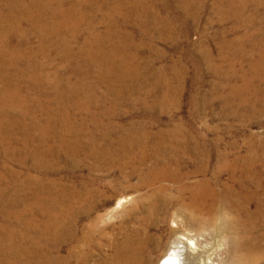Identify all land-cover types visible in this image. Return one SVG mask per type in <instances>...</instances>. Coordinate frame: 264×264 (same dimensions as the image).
<instances>
[{
	"label": "rangeland",
	"instance_id": "obj_1",
	"mask_svg": "<svg viewBox=\"0 0 264 264\" xmlns=\"http://www.w3.org/2000/svg\"><path fill=\"white\" fill-rule=\"evenodd\" d=\"M79 1L67 0L62 9L67 10ZM93 3L96 8L83 5L78 12L85 14L87 21L92 20L89 21L92 27L87 24L81 27L77 43L64 33L57 41L49 37L41 49L38 36L23 38V33L32 29L29 20L19 29L13 21L23 13L22 4L0 0L4 17L0 26V56L7 57L0 59V193L3 187H10L4 196L0 194V227L9 213L3 206L7 197L11 194L31 197L30 189L24 186L28 174L53 181L55 190L64 189L69 194L90 191L92 180L101 194L106 190V182L123 181L119 161L113 164L117 168L113 171L107 169L106 163L96 164L100 161L94 162L85 155L66 161L56 148V140L67 131L90 134L110 130L152 135L178 132L177 141L190 144L175 158L182 161L181 174L202 169L205 157L215 149L217 155L210 151L213 158L206 175L184 177L186 186L203 179L212 184L218 180L229 183V170L216 174L225 152L233 148L231 154L237 157L251 154L254 148L256 152L251 157L257 160L251 186L258 189L264 183V0H93ZM12 4L15 15L9 18ZM55 22L51 19L47 25L54 26ZM105 32L106 42L102 43L109 52L107 57L112 60L113 48L120 47L115 54L120 66L138 76V82L130 79L122 84L136 92L124 94L116 116L108 118L103 114L111 111L115 100L106 98V79L97 77L101 71L96 65L97 57L103 59L106 55L98 53L96 57L85 52L93 34L103 36ZM254 66L260 72L254 71ZM113 81L111 76L110 82ZM58 89L66 105L55 102ZM69 90L76 91L72 98L68 96ZM88 93L95 99L91 100L89 113H84L76 105L83 104ZM64 108L69 110L68 117L65 111L61 113ZM43 131L48 133L45 148L52 155L46 171L35 173L30 170L31 141L46 153L39 146ZM195 144L199 145L198 150L194 149ZM132 182L137 183L138 179ZM171 191L172 195L177 194L176 187ZM140 192L126 196L148 197L152 189ZM115 201L106 202L105 198L91 216L81 218L73 236L67 237L65 234L69 233L62 232L65 241L58 250L51 237L46 238V248L0 242V262L30 264L27 253L32 251L37 252L36 259L41 264H106V255L113 254L108 240L119 238L122 213L131 208L128 204L124 210L115 211ZM255 206L256 200L251 209ZM7 224L13 225L14 221L8 220ZM170 228V223L159 226L154 222L149 226V249L153 248L150 244L154 237L160 236L162 241L155 264L171 237ZM226 230L224 223H220L215 229L208 228L205 238H200L213 264L230 262ZM85 234L93 236V240L78 251L76 247L83 245L79 240ZM263 234L264 226L258 222L253 239L260 243ZM254 252L264 256V243ZM79 253L86 260L76 259Z\"/></svg>",
	"mask_w": 264,
	"mask_h": 264
},
{
	"label": "bare ground",
	"instance_id": "obj_2",
	"mask_svg": "<svg viewBox=\"0 0 264 264\" xmlns=\"http://www.w3.org/2000/svg\"><path fill=\"white\" fill-rule=\"evenodd\" d=\"M9 1L19 6L22 4L23 13L14 17L13 21L19 29L28 19L32 29L28 33H23V38L27 39L31 35L38 36L41 49L47 44L45 40L49 37L57 41L64 33L77 43L82 33L81 27L84 24L92 27V23L89 22L92 20L87 21L85 14L78 15L79 10L83 5L96 8L93 0H80L67 10L62 9L67 0ZM15 9L13 4L9 7V18L15 15ZM2 11L3 9L0 8V26L4 19L1 16ZM29 14H33L32 17H29ZM51 19L56 22L50 27L47 24ZM104 19L106 20V17ZM103 41L106 42V32L103 36L94 33L87 43L88 49L85 52L92 53L90 55H98V53L106 55L103 59L95 56L97 57L96 65L101 71L97 77L106 79V98L115 100L111 103V111L103 114L108 118L111 115V117L116 116L124 94L132 95L136 92L130 86L122 87V84L130 79L138 82L136 78L138 76L123 70L120 66V62L115 57V54L120 52V47L113 48L114 53L111 54L113 59H109L107 57L109 52L105 50ZM54 44L53 40L52 45ZM63 45L64 42H62ZM6 58V56H0L1 60ZM253 69L260 72L257 66ZM131 75L134 76L131 77ZM111 76L114 78L113 82H110ZM68 92H71L68 95L70 98L76 93L73 90ZM61 95L58 89L55 102L59 105H66V102L61 101ZM86 97V101L83 104L79 103L80 106L76 105V108L89 113L92 106L91 100L95 97H91L89 93ZM142 103L147 106L145 102ZM64 111L68 117L69 110L64 108L61 113ZM23 112L27 114L25 110ZM109 131L102 130L90 134L67 131L58 136L56 148L63 153V157L68 162L85 155L94 162L100 161L96 164L106 163L109 166L107 169L111 171L117 169L113 164L119 161L123 181L120 183L106 182V190L101 194L94 188L95 182L92 180L88 186L90 191L69 194L64 189L55 190L53 181L46 182L28 174L24 186L30 189L31 197L26 199L25 195L11 194L6 200L3 199L5 202L3 206L6 207L4 209L9 213L3 218L5 224L0 227V242L30 243L33 246L46 248L48 244L46 238L51 237L50 241L58 250L60 244L65 241L62 232L69 233L65 234L67 237L73 236L79 220L85 216H91L106 198V202L110 203L116 200L115 211L124 210L128 204L131 205L130 209L122 213L123 220L120 224L122 226L119 238L115 236L112 241L110 240L111 243L107 239L110 246L108 247L113 249V254L106 255V264H155L157 261L155 254L161 249L160 236L153 238L150 244L153 245L152 250L147 246L151 239L149 226L154 222H158L159 226L169 223L171 226L169 230L171 237L167 245L162 247V256L158 264H213L200 238L204 237L208 228L215 229L220 223H224L227 228L225 238L230 248L228 250L229 264H261L264 261V256L256 255L254 252L260 243H264V234L261 236L260 243L253 239L258 222L264 226V183H260L258 189L251 186V179L254 177L253 167L257 160L251 157L256 152L254 148L251 149V154L237 157L231 154L233 148L225 152L226 157H223L222 162L219 163L221 165L216 174L221 175L224 170H229V183H222L218 180L212 184L210 180L203 179L195 181V185L186 186L183 183L184 177L206 175L205 172L209 168L208 163L217 152L215 149L210 150L213 156L209 151L205 157L206 163L202 169L198 168L199 170L181 174L182 161L175 158L177 154L184 151L183 147H188L190 144H181L177 141L180 133L163 131L158 135H152ZM47 136L48 133L43 131L39 142V146L43 147L46 153L35 147L34 140L31 141L32 166L30 170L35 173L46 171L47 161L52 155V152L45 148ZM199 148V145L195 144L194 149ZM65 150L71 155L67 156ZM72 177L71 173L68 179L71 180ZM134 179H138V182H132ZM174 187L177 190L175 196L171 191ZM9 188V186L3 187L0 194L4 196V192ZM143 189H152V192L148 197L141 196L139 199L126 196L130 192L141 194L140 191ZM30 199L34 202H30ZM254 200H256V206L252 210L251 205ZM8 220H13L14 224L8 225ZM17 229H21V232ZM92 240L93 236L85 234L79 240L83 245H77L76 250L87 248L86 245ZM36 253L32 251L27 253L30 264L40 263L36 259ZM75 256L78 260L82 258L86 260L82 253ZM8 257L5 259L7 260Z\"/></svg>",
	"mask_w": 264,
	"mask_h": 264
}]
</instances>
